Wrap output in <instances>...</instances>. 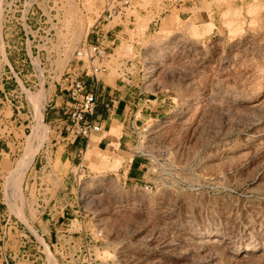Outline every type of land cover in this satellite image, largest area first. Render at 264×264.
Segmentation results:
<instances>
[{"label": "rangeland", "instance_id": "rangeland-1", "mask_svg": "<svg viewBox=\"0 0 264 264\" xmlns=\"http://www.w3.org/2000/svg\"><path fill=\"white\" fill-rule=\"evenodd\" d=\"M130 4L104 20V0L56 1L43 75L27 76L43 86L12 128L25 141L0 154V264H88L91 252L63 248L83 230L105 239L97 264H264V0ZM95 38L107 50L99 81L156 112L126 129L123 152L95 146L64 164L44 119L66 95L74 52ZM54 232L45 259L33 236L53 244Z\"/></svg>", "mask_w": 264, "mask_h": 264}, {"label": "built area", "instance_id": "built-area-1", "mask_svg": "<svg viewBox=\"0 0 264 264\" xmlns=\"http://www.w3.org/2000/svg\"><path fill=\"white\" fill-rule=\"evenodd\" d=\"M56 1L23 0L22 10L16 12L9 4L0 3V154L16 155L23 139L25 141V137L16 139L12 128L14 124L22 122L24 116L29 119L33 114L29 95L43 86L40 81L32 85L27 76L43 75L40 61L44 55L43 47L52 43L55 36L56 16L59 13ZM104 1L105 6L100 15L104 20L113 15L125 14L131 7L130 0ZM106 56V47L99 43L98 38L95 41L86 40L73 54L75 64L71 73H66V98L61 108L67 122L66 134L70 138L88 140L102 131L101 125L89 117L94 114L97 105L98 74L106 70L105 67H95L94 62L102 61ZM86 65L91 70L90 74ZM129 128L133 130L135 124L130 123ZM34 185L39 198L43 184ZM39 201L43 203L42 199L37 203ZM78 234L79 238L64 239L63 248L72 253L80 249L91 252L94 260L88 264H97L96 256L105 247L101 232H97L95 238L85 230ZM33 238L45 259L52 254L51 250L56 256V232L53 244H49L50 241L46 243L39 235Z\"/></svg>", "mask_w": 264, "mask_h": 264}, {"label": "crops", "instance_id": "crops-1", "mask_svg": "<svg viewBox=\"0 0 264 264\" xmlns=\"http://www.w3.org/2000/svg\"><path fill=\"white\" fill-rule=\"evenodd\" d=\"M97 95L98 99L94 114L89 118L101 125L102 131L97 134L98 140H91V138L85 140L67 136V122L61 112L63 99L66 98V95L56 98V107H52V112L47 113L44 119L50 127L56 128L54 132L56 136L53 137L56 140L54 145H56V149L57 145L62 146L61 156L64 164H74L79 159L83 150L95 146L98 149L110 150L113 148L111 146L112 143H114L117 144V149L123 152L124 149L128 148L125 132L129 128L130 123L136 126L145 117L153 116L156 112V110L148 111L146 108L144 109L145 106L138 108L141 99L137 96L130 99L128 93H124L119 88H112L100 81L97 87ZM138 112L139 116L136 117ZM118 125H122V129L124 130L121 136L115 138V131ZM104 133L106 135H103ZM133 167V164H131L129 172H131Z\"/></svg>", "mask_w": 264, "mask_h": 264}, {"label": "bare ground", "instance_id": "bare-ground-1", "mask_svg": "<svg viewBox=\"0 0 264 264\" xmlns=\"http://www.w3.org/2000/svg\"><path fill=\"white\" fill-rule=\"evenodd\" d=\"M154 58V57H153ZM153 58H150V61H148V64H150L151 65V67L152 66H154L155 64H157V58L156 59H153ZM159 62V61H158ZM264 90V89H263ZM262 90V91H263ZM253 94V93H252ZM260 95V94H259ZM261 96V95H260ZM262 97V96H261ZM260 98V97H259ZM231 99V98H230ZM264 103V102H263ZM262 105V104H261ZM254 107V106H253ZM97 152V151H96ZM94 153V152H93ZM93 153L91 154V155H93ZM98 153V152H97ZM92 157V156H91ZM94 161H95V159H94ZM117 162V161H116ZM118 163V162H117ZM115 164V166H118V165H116V163H114ZM21 175H22V173H20V171H18V173L16 174V176H15V182H16V184H10L11 185V187H10V193H9V199H10V202H12V199H13V197H12V192H13V190H15L16 188H15V186L17 185V184H19L20 183V178H21ZM17 187V186H16ZM20 193H21V191H20ZM19 193V194H20ZM4 195H5V197H6V191L4 190ZM21 196V194L19 195V197ZM6 199V198H5ZM254 248V247H253ZM256 249V248H255ZM255 254V253H254ZM245 255V254H244ZM243 258V257H242ZM248 258V257H247ZM246 258V259H247ZM199 262V261H198Z\"/></svg>", "mask_w": 264, "mask_h": 264}]
</instances>
